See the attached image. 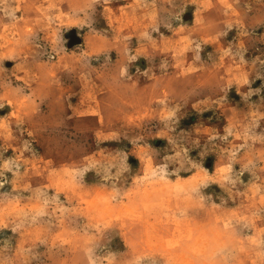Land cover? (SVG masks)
Listing matches in <instances>:
<instances>
[{"label": "rangeland", "instance_id": "374dc122", "mask_svg": "<svg viewBox=\"0 0 264 264\" xmlns=\"http://www.w3.org/2000/svg\"><path fill=\"white\" fill-rule=\"evenodd\" d=\"M0 264H264V0H0Z\"/></svg>", "mask_w": 264, "mask_h": 264}]
</instances>
